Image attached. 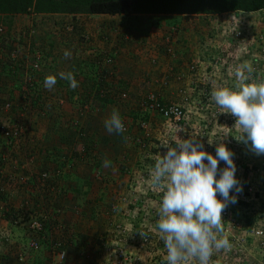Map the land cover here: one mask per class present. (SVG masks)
I'll return each instance as SVG.
<instances>
[{
    "label": "rangeland",
    "instance_id": "obj_1",
    "mask_svg": "<svg viewBox=\"0 0 264 264\" xmlns=\"http://www.w3.org/2000/svg\"><path fill=\"white\" fill-rule=\"evenodd\" d=\"M12 28L33 33L16 61L9 57L11 39L0 41V235L13 244L0 247V264H20L17 252L29 254L26 264H167L157 229L165 188L153 184L152 170L168 146L195 138L214 155L228 139L238 158L264 159L237 139L241 130L226 123L233 116L211 100L214 88L236 86V71L245 64L253 71L244 83H264V10L126 18L25 14ZM36 53L42 58L33 71ZM61 71H72L78 87L60 79ZM50 74L57 75L51 90L44 87ZM151 94L182 106V123L168 125L146 110ZM114 109L123 133L105 127ZM15 127L11 141L1 136ZM255 178L263 184V172ZM242 193L230 195L242 199ZM248 206L236 198L224 209L231 247L214 251L210 264H264L255 235L264 223L254 203ZM35 217L44 220L42 239L26 232ZM34 238L38 247L31 249Z\"/></svg>",
    "mask_w": 264,
    "mask_h": 264
},
{
    "label": "clouds",
    "instance_id": "obj_2",
    "mask_svg": "<svg viewBox=\"0 0 264 264\" xmlns=\"http://www.w3.org/2000/svg\"><path fill=\"white\" fill-rule=\"evenodd\" d=\"M5 26L7 30L12 28L13 21L11 25L5 23ZM10 31L4 37L8 41L11 39L10 44L16 43L17 31L14 30L13 35ZM18 44L26 47L21 39ZM7 48L10 50L9 46ZM71 55L70 51L65 50V59L71 58ZM252 71L249 64L243 65V70L237 69L236 86L214 88L211 100L223 110L222 113H230L235 117V126L242 132V136L237 139L245 144L250 142V149L255 154L262 155L264 83H244L249 79L246 73L250 74ZM57 75L60 79L69 81L72 89L78 87L72 71H61ZM57 75L46 76L44 87L53 89L57 83ZM105 127L109 133L125 131L117 110L114 109L110 118L105 121ZM208 143L212 144L213 141L209 139ZM220 161H224L225 168L219 167ZM236 171L233 153L226 144L220 143L213 155L204 150L203 144L197 143L195 138L179 140L175 147L168 146L167 153L156 160L152 182L157 187L165 188L157 210V229L162 234L167 250V264H188L189 261L193 264H210L214 250L231 247L223 227L222 212L229 202H236V196L230 195L233 189L236 193L242 191ZM218 194L222 198H218Z\"/></svg>",
    "mask_w": 264,
    "mask_h": 264
},
{
    "label": "trees",
    "instance_id": "obj_3",
    "mask_svg": "<svg viewBox=\"0 0 264 264\" xmlns=\"http://www.w3.org/2000/svg\"><path fill=\"white\" fill-rule=\"evenodd\" d=\"M261 10H264V0H0V16H5L3 21L8 25L12 24L13 17L24 14H83L126 18L136 15H220ZM160 101L165 104L163 100ZM43 230L37 234L38 238L44 234ZM26 255L29 261V254Z\"/></svg>",
    "mask_w": 264,
    "mask_h": 264
},
{
    "label": "built area",
    "instance_id": "obj_4",
    "mask_svg": "<svg viewBox=\"0 0 264 264\" xmlns=\"http://www.w3.org/2000/svg\"><path fill=\"white\" fill-rule=\"evenodd\" d=\"M31 28V27H30ZM33 29V28H32ZM10 31V34L13 35V28H10L7 30V27L5 26V23L3 21V18H0V41L1 39H3V37L6 35V32L8 33V31ZM32 31H29L28 29H24L22 31H17V42L16 43H12L9 44L8 46L10 47V52H9V57L11 61H16L18 59V57L22 56V52L23 51V46H20L18 44V41L21 39L24 43V45H29V40L32 38ZM28 47V46H27ZM36 60V62L32 65V70L33 71H38L39 70V61L42 58V56L40 55V53H36L33 56ZM110 61V60H107ZM251 83L253 81V78L250 79ZM34 81L32 82V88H34ZM120 97L125 98L126 94H119ZM145 109L148 110L149 112H152L153 114H156L157 116L161 117L165 122H167V124H173V125H179L182 123V121L185 118V112L182 108V106L178 105V104H174V103H170V104H163L160 101V98L157 95L151 94L147 97V100L145 101ZM228 120V122H226L229 127L233 130V131H240L237 129V126H235V119L233 117L230 118H226ZM144 124V123H143ZM19 129V126H18ZM205 129H209L207 131V133L212 130L211 128V124L208 123L206 124V128ZM222 129H225L224 127ZM235 129V130H234ZM126 130V127H125ZM227 131H229V128L227 129ZM18 130L17 128H13L12 130H5L2 129L1 130V136H3L4 138H6V140H10L12 138H15V136H17ZM232 134L234 132H231ZM14 136V137H13ZM199 141L200 139H202V137L197 136ZM162 139H164V143H167V141L165 140V136L161 137ZM233 139V138H231ZM234 141L233 140H226L225 144L227 145V147L232 151L233 153V160L237 166V171H236V177L239 181L240 184V180H242V177H246L247 181L244 184V186H242L243 188V193L241 194V198L236 197L239 200H242L243 203H246L248 206V208H250L251 202L254 203V209L256 211V215L258 216V219H260V221H262L264 223V182L261 185V182H257V179L255 178V176L260 175V173L263 172L264 174V159H259L257 164H252L251 161L247 162L245 160H242L240 158H238L237 156L234 155ZM170 145V143L168 144ZM204 146V145H203ZM244 154V152H242ZM251 153H254L251 150ZM215 155V152H214ZM256 155V154H254ZM256 158V156H254ZM251 163V164H249ZM219 167L221 169L225 168L226 165L224 163V161H220ZM46 175H44L43 177H45ZM219 178V175L218 177ZM5 178H4V174L2 173V170L0 168V199L2 198L4 191H5ZM234 194V192H233ZM218 198H222L219 197L218 194ZM229 214V211L227 210H223L222 215L226 216ZM18 223V222H17ZM43 230V225L42 222L37 221L36 219L34 220H28V225L26 226V232L30 233L31 236L32 235H37L39 233V231ZM255 235H256V239H257V246L260 247L261 252L264 256V228L260 229L257 228L255 230ZM233 236V235H232ZM235 237V236H234ZM7 245H13L10 242V238H8V236H6V233H3L0 236V247L5 248L8 247ZM29 247H31V249L33 248H37L38 247V243L36 242V238L33 239V241H30L29 243ZM217 251V250H214ZM27 252H20L16 254L17 259H18V263L20 264H25L28 260V256L26 255ZM64 252L59 253V257H63Z\"/></svg>",
    "mask_w": 264,
    "mask_h": 264
},
{
    "label": "crops",
    "instance_id": "obj_5",
    "mask_svg": "<svg viewBox=\"0 0 264 264\" xmlns=\"http://www.w3.org/2000/svg\"><path fill=\"white\" fill-rule=\"evenodd\" d=\"M43 15V14H42ZM52 15H62L64 16L65 14H52ZM66 16V15H65ZM94 16H98V17H107L108 15H94ZM168 94H165V92L163 93V97L167 96ZM167 98V97H166Z\"/></svg>",
    "mask_w": 264,
    "mask_h": 264
}]
</instances>
